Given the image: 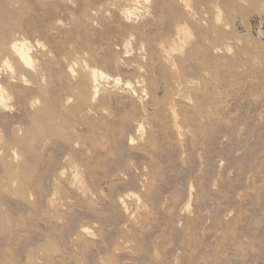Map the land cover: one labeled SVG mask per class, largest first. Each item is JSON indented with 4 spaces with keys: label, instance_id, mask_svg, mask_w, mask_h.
<instances>
[{
    "label": "rangeland",
    "instance_id": "obj_1",
    "mask_svg": "<svg viewBox=\"0 0 264 264\" xmlns=\"http://www.w3.org/2000/svg\"><path fill=\"white\" fill-rule=\"evenodd\" d=\"M16 1L33 67L28 88L1 73L0 139L32 127V97L71 123L0 163V264H264V0Z\"/></svg>",
    "mask_w": 264,
    "mask_h": 264
},
{
    "label": "bare ground",
    "instance_id": "obj_2",
    "mask_svg": "<svg viewBox=\"0 0 264 264\" xmlns=\"http://www.w3.org/2000/svg\"><path fill=\"white\" fill-rule=\"evenodd\" d=\"M12 1V0H11ZM11 1L10 0H0V108H4L5 107V102L7 101V97H8V95H7V97H6V95H5V83H4V79L1 77L2 75H1V73H3V70H5V69H9L10 68V63L8 62V59H10L11 61L10 62H12L13 60H15V62H17L16 64H14V65H16V67H17V71H16V73H18L20 76H21V80L23 81L21 84H22V86H24V87H27L28 88V83L27 82H30V81H27V80H25V79H23L24 77H25V75H26V73H28V71H30L31 70V66H32V60H31V57H30V55L31 54H29L30 53V51H29V49H33V47L31 46V48H29L28 49V47H30V46H26L25 44H24V42H25V40H24V42H23V40L22 41H18L19 39L17 38L18 36H19V34H20V29L17 27V26H15L14 25V23L15 22H13V16H15V13L13 14V11L14 10H11L12 9V7H11ZM15 2H17L16 0H14ZM116 1V0H115ZM118 1V0H117ZM127 1V0H126ZM130 1H134V0H130ZM138 1V0H137ZM137 1H134V2H137ZM141 1V0H140ZM147 1V0H146ZM146 1H145V3H146ZM179 1V0H178ZM148 2V1H147ZM20 3V2H19ZM18 3V4H19ZM114 3V2H113ZM116 3V2H115ZM130 3H132V2H130ZM181 3V2H180ZM182 4V3H181ZM188 4V3H187ZM13 5V4H12ZM14 5H16V4H14ZM109 5H111V4H109ZM128 5V4H127ZM135 5V4H134ZM184 6H185V4H183ZM217 5V4H216ZM119 6V5H118ZM144 6V5H143ZM190 6V5H189ZM14 7V6H13ZM107 7V6H106ZM127 7V6H126ZM113 8H115V7H113ZM128 8V7H127ZM126 8V9H127ZM186 8V7H185ZM69 9V8H68ZM129 9V8H128ZM203 9V8H202ZM219 9V8H218ZM137 10V9H136ZM172 10V9H171ZM175 9H173V11H174ZM186 10V9H185ZM127 11V10H126ZM187 11V10H186ZM190 11V10H189ZM216 11V10H215ZM219 11V10H218ZM123 12V11H122ZM132 12V11H131ZM125 13V12H124ZM135 13V12H134ZM137 13V12H136ZM161 13V12H160ZM163 13V12H162ZM189 13V12H188ZM187 13V14H188ZM126 14V13H125ZM191 14V13H190ZM193 14H195V13H193ZM218 14V13H217ZM162 15V14H161ZM220 15V14H219ZM109 16V15H108ZM131 16V15H130ZM190 16V15H189ZM191 16H192V14H191ZM217 16V15H216ZM216 16H215V18H216ZM205 17V16H204ZM196 18V17H195ZM211 18V17H210ZM186 20V19H185ZM210 20V19H209ZM218 19H216V21H217ZM187 21V20H186ZM200 21V20H199ZM215 21V20H214ZM214 22V24L215 23H217V22ZM135 22V21H134ZM193 22H194V20H193ZM198 22V21H197ZM184 23V22H183ZM188 23V22H187ZM196 23V22H195ZM207 24H208V22H207ZM185 25V24H184ZM192 25V24H191ZM191 25H189L190 27H191ZM211 25V24H210ZM216 25V24H215ZM218 25V24H217ZM186 26V25H185ZM200 26V25H199ZM218 26H220V25H218ZM180 27V26H179ZM23 28V27H22ZM183 28V27H182ZM181 27H180V29H182ZM197 28V27H196ZM169 29V28H168ZM177 29V28H176ZM179 28L176 30L177 32H176V34H178L179 35V30H180ZM185 29H187V27L185 28ZM198 29V28H197ZM25 30V29H24ZM190 30V29H189ZM173 32V31H172ZM181 32H182V34L184 35V32H183V29H182V31H180V35H181ZM187 32H188V30L187 31H185V34H187ZM191 32V31H190ZM169 33V32H168ZM189 33V32H188ZM194 33V32H193ZM8 34H10L11 35V37H9L8 36ZM220 34V33H219ZM222 34V33H221ZM174 35V34H173ZM190 35V34H189ZM223 35V34H222ZM175 36V35H174ZM193 36V35H192ZM202 36V35H201ZM203 36H206V35H203ZM178 37V36H177ZM186 37V36H185ZM185 37H183L182 39H184ZM196 37V36H195ZM21 38V37H20ZM181 38V37H180ZM200 38V37H199ZM207 38H208V36H207ZM133 39V38H132ZM175 39V38H174ZM174 39H172L171 40V42L174 40ZM178 39V38H177ZM197 39V38H196ZM195 39V40H196ZM206 39V38H205ZM21 40V39H20ZM178 41V40H177ZM199 41V40H198ZM198 41H196V42H198ZM208 41H209V38H208ZM176 42V41H175ZM174 42V43H175ZM179 42V41H178ZM182 42H184V40L182 41ZM200 42V41H199ZM205 42V41H204ZM206 42H207V40H206ZM205 42V43H206ZM210 42L212 43V41H211V39H210ZM130 43V42H129ZM134 43V42H133ZM186 43H188L187 41H186ZM202 43V42H201ZM209 43V42H208ZM213 43H214V40H213ZM168 44V43H167ZM182 44V43H181ZM171 45H174L173 43L171 44ZM176 45H178V48L180 47L179 46V43L178 44H176ZM186 45V44H185ZM160 46V45H159ZM182 46H183V44H182ZM209 46V45H208ZM211 46V45H210ZM41 47V46H40ZM163 47V46H162ZM161 47V48H162ZM173 47H175V46H173ZM177 47V46H176ZM38 48V47H37ZM211 48H213V47H211ZM126 49H128V48H126ZM143 49V48H142ZM171 49V48H170ZM196 49V48H195ZM214 49V48H213ZM35 50V49H34ZM42 50H44V49H42ZM163 50V49H162ZM161 50V51H162ZM199 50V49H198ZM215 50H217V49H215ZM132 51V50H131ZM218 51V50H217ZM163 52V51H162ZM165 52V51H164ZM169 52V51H168ZM167 52V53H168ZM178 52V51H177ZM155 53V52H154ZM166 52H165V54L166 55H172V54H174L173 52H171L172 54H167ZM220 53V52H219ZM133 54V53H132ZM131 54V55H132ZM159 54V53H158ZM165 54L163 53V55L165 56ZM176 54V53H175ZM191 54V53H190ZM210 53H208V55H209ZM87 55V54H86ZM86 55H85V58H86ZM129 55V54H128ZM163 55H162V57H163ZM89 56V55H88ZM126 56V55H125ZM154 56V55H153ZM78 57V56H77ZM132 57V56H131ZM141 57V56H140ZM166 57V56H165ZM178 56H176L175 58H177ZM205 57V56H204ZM82 58V57H81ZM166 58H169V57H166ZM171 58V57H170ZM209 58H212V57H209ZM13 59V60H12ZM85 60H88L87 58L85 59ZM155 60V59H154ZM162 61H163V59H161ZM202 60V59H201ZM205 60H208L207 58L205 59ZM164 61L166 62V60L164 59ZM64 62V61H63ZM160 62V61H159ZM164 62V63H165ZM176 62V61H175ZM164 63H162V64H164ZM159 64V63H158ZM161 64V65H162ZM167 64V63H166ZM201 64V63H200ZM12 65V64H11ZM68 65V64H67ZM165 65V64H164ZM155 66V65H154ZM163 66V65H162ZM167 66V65H166ZM33 67V66H32ZM160 67V66H159ZM76 68V67H75ZM153 68V67H152ZM165 68H167V67H165ZM138 69V68H137ZM140 69V68H139ZM154 69L156 70V68L154 67ZM163 69V68H162ZM12 70V69H11ZM11 70H9L8 72L11 74L12 72H11ZM69 70V75L70 74H72V75H74L75 76V73L73 74V73H71V69L69 68L68 69ZM71 70V71H70ZM95 70V69H94ZM152 70V69H151ZM172 70V69H171ZM190 70V69H189ZM32 71V70H31ZM30 71V72H31ZM87 71V70H86ZM153 71V70H152ZM202 71V70H201ZM73 72V71H72ZM91 72V71H90ZM89 72V73H90ZM197 72V71H196ZM204 72V71H203ZM8 73V74H9ZM36 73V72H35ZM41 73V72H40ZM88 73V74H89ZM91 73H93L92 74V77H93V80L92 81H94V78H95V73L97 74V71L95 72V71H93V72H91ZM155 73V72H154ZM189 73V72H188ZM198 73V72H197ZM7 74V75H8ZM29 74V73H28ZM27 74V75H28ZM34 74V73H33ZM39 74V73H38ZM101 75V73H98V75ZM14 75V74H13ZM12 75V76H13ZM35 75V74H34ZM98 75H96V76H98ZM199 75V74H198ZM19 76V77H20ZM30 76V75H29ZM29 76H27V77H29ZM68 76V75H67ZM102 76V75H101ZM100 76V77H101ZM4 77V76H3ZM8 77V76H7ZM34 77V76H33ZM32 77V78H33ZM37 77V76H36ZM69 77V76H68ZM71 77V76H70ZM76 77V76H75ZM79 77V76H78ZM99 77V78H100ZM103 77V76H102ZM101 77V78H102ZM10 78V77H9ZM12 78V77H11ZM17 78H18V76H17ZM17 78H16V80H17ZM26 78V77H25ZM35 78V77H34ZM72 78H74V77H72ZM100 78V79H101ZM200 78V77H199ZM7 79V78H6ZM13 79H15V78H13ZM31 79V78H30ZM82 79V78H81ZM90 79V78H89ZM168 79V78H167ZM182 79H183V77H182ZM20 80V78H19V81H21ZM32 81H34L33 79H31ZM38 80V79H37ZM69 80V79H68ZM67 80V81H68ZM201 80V79H200ZM40 81V80H39ZM73 81L75 82V80L73 79ZM136 81V80H135ZM12 82H14L13 80H12ZM37 82V81H36ZM80 82H82V81H80ZM83 82H85V80L83 81ZM96 82V81H95ZM94 82V83H95ZM116 82V81H115ZM170 82V81H169ZM191 82V81H190ZM119 83V82H118ZM193 83V82H192ZM30 84H32V83H30ZM39 84V83H38ZM69 84V83H68ZM75 84V83H74ZM195 84V83H194ZM193 84V85H194ZM20 85V84H19ZM32 85H37V83H34V84H32ZM84 85V83H82L81 85H79V88H80V95H79V98L77 97V99L78 100H75V101H78L77 103H75V104H77V105H73V103H72V101H70V97H67V98H64V99H62V101L63 102H65V103H67L68 104V102L70 101L71 103H72V106L70 107V111L72 112H74L75 110H78L79 109V106L81 105V104H84L86 101H87V93L85 94V87L83 86ZM152 85V84H151ZM38 86V85H37ZM119 86V85H118ZM127 86V85H126ZM89 87H90V85H89ZM93 87V86H92ZM128 87V86H127ZM7 88V87H6ZM34 88V87H33ZM37 88V87H36ZM57 88V87H56ZM129 88V87H128ZM16 89L17 90H20V89H26V88H22V87H19V86H16ZM76 89V88H75ZM26 90H28V89H26ZM37 90L39 91V86H38V88H37ZM97 89H96V87L94 86V90L92 91L93 92V94H92V97H96V91ZM7 91V90H6ZM9 91V90H8ZM57 91V90H56ZM75 91H79L78 90V88H77V90H75ZM75 91H73L74 93H75ZM9 93V92H8ZM40 93V92H39ZM133 93V92H132ZM26 94V93H25ZM37 94V93H36ZM53 94H56V93H53ZM77 94V93H76ZM75 94V95H76ZM78 94H79V92H78ZM134 94V93H133ZM5 95V96H4ZM10 95V94H9ZM43 96V95H42ZM68 96V95H67ZM88 96H89V94H88ZM11 98V97H10ZM48 98V97H47ZM55 98V97H54ZM27 99V96H22V95H19V99H18V102H19V108L21 109V112H23V109H24V107H25V105L27 104V102L25 101ZM74 99L75 98H73V102H74ZM40 98L38 99L37 97H32L31 99H29V105L32 107V108H35V111H33L34 113H33V116H32V120H31V122H32V127L31 128H26V127H24L23 129H20L19 131H21L22 133H21V135H19V131L17 132L16 130H14V131H12L11 132V138L10 139H8V140H2V139H0V152L2 151L3 152V150L2 149H4V147H3V145L4 146H7L8 147V142L7 141H9V140H13V143L12 144H10V145H12L13 147H11L10 149L12 150V153L10 152L9 153V156L11 155V161L10 162H7V155H8V152H3V156L1 157V161H0V163H1V167H3V168H5V167H9L10 166V169H11V165L12 164H16L15 166H18V168L20 167V165H22L23 163H24V160L23 159H25V158H28L29 157V150L27 149V150H25V144L26 145H28V146H30V144H28V143H30L28 140L29 139H31V140H33V138H34V140L36 139V138H38V133H39V126L40 125H38V124H42V126L45 124V125H51V123H55V121L57 120V122H59V123H56L57 125L58 124H60V125H62L61 123L63 122V121H65L68 117H67V112L68 111H61V112H54V109L53 110H51L49 107H47L49 104H47V106L46 107H44V108H39L38 106H39V104H40ZM42 101V100H41ZM45 101V100H44ZM93 101V100H92ZM61 102V101H60ZM94 102V101H93ZM41 103H43V102H41ZM51 103V102H50ZM87 103H89V102H87ZM44 104H46V103H44ZM66 104V105H67ZM66 105H63V106H66ZM70 105V104H69ZM89 105H91V104H89ZM50 106V105H49ZM7 107V106H6ZM5 107V108H6ZM62 107V106H61ZM60 107V108H61ZM95 108V107H94ZM94 108H93V110H94ZM172 108V107H171ZM96 109V108H95ZM97 109H99V108H97ZM62 110V109H61ZM80 110V109H79ZM78 110V111H79ZM169 110H170V108H169ZM172 111H173V108L171 109ZM77 111V112H78ZM84 111V110H83ZM94 111H96V110H94ZM99 111H100V109H99ZM90 112V111H89ZM74 113H76V111L74 112ZM81 113V112H80ZM79 113V114H80ZM84 113H86L85 111H84ZM91 113V112H90ZM172 113V112H171ZM98 114V113H97ZM71 116H72V114H70ZM69 115V116H70ZM173 115H174V112H173ZM67 117V118H66ZM175 117V116H174ZM66 118V119H65ZM71 118V117H70ZM69 118V119H70ZM173 118V117H172ZM73 119V118H72ZM195 119V118H194ZM67 122L68 121H70V123H71V120H66ZM75 121V120H74ZM195 121H196V119H195ZM61 122V123H60ZM66 122V123H67ZM198 122V121H197ZM174 123V122H173ZM56 124L54 125V124H52L51 126H56ZM177 124V123H176ZM198 124V123H197ZM70 125V124H69ZM175 125V124H174ZM173 125V127H174V129L176 128L177 129V126H174ZM65 126H67V124H65ZM65 126H63L64 128H65ZM45 128H46V126H44ZM57 127H59V126H57ZM56 127V128H57ZM69 127V126H68ZM135 127V126H134ZM140 127V126H139ZM138 127V128H139ZM142 127V126H141ZM140 127V128H141ZM44 128V129H45ZM61 128V127H60ZM59 128V129H60ZM70 128V127H69ZM182 128V127H181ZM44 129H42V130H44ZM175 129V130H176ZM222 129V128H221ZM49 130V129H48ZM58 130V129H57ZM64 130V129H63ZM66 130V129H65ZM136 130V129H135ZM141 130H143L142 128H141ZM179 130V129H178ZM45 132H46V130H44ZM43 131V132H44ZM50 131V130H49ZM62 131V130H61ZM60 130H59V132H61ZM17 132V133H16ZM40 132H41V129H40ZM48 132V131H47ZM51 132V131H50ZM42 133V132H41ZM138 133V131L136 132V134ZM231 133V132H230ZM29 135V136H25V135ZM44 133H42V135H43ZM46 134V133H45ZM47 134H49V132L47 133ZM60 134V133H59ZM178 134H179V132H178ZM218 134V133H217ZM41 135V134H40ZM41 135V136H42ZM40 136V137H41ZM59 136H61V135H59ZM39 137V138H40ZM45 138H46V136H45ZM66 138V137H65ZM68 138V137H67ZM41 139V138H40ZM47 139H48V137H47ZM64 139V138H63ZM71 139V138H70ZM130 139V138H129ZM33 140V141H34ZM224 140V139H223ZM222 140V141H223ZM234 140V139H233ZM39 141V140H38ZM43 141V140H42ZM45 141H48V140H46L45 139ZM45 141H43V142H45ZM7 142V143H6ZM2 143H3V145H2ZM11 143V142H10ZM32 143V142H31ZM45 143H47V142H45ZM74 143V142H73ZM33 144V143H32ZM37 144V143H36ZM130 144H131V142H130ZM32 146V145H31ZM31 146H30V148H31ZM6 147V148H7ZM27 148V147H26ZM29 148V149H30ZM10 149H9V151H10ZM34 149V148H33ZM6 151H8V150H6ZM34 151V150H33ZM172 151V150H171ZM26 152V153H25ZM31 152H32V149H31ZM242 153V152H241ZM7 154V155H6ZM212 156V155H211ZM225 158V157H224ZM22 160H23V162H22ZM33 160H35L34 158H33ZM26 161V160H25ZM29 162V161H28ZM32 162V161H31ZM202 162H203V160H202ZM258 162V161H257ZM26 163V162H25ZM183 163V162H182ZM219 163V162H218ZM217 163V164H218ZM224 165V164H223ZM220 167V166H219ZM218 167V168H219ZM27 168H28V166H27ZM146 168V167H145ZM193 168V167H192ZM6 170L8 169V168H5ZM13 169V168H12ZM11 169V170H12ZM20 169H21V167H20ZM4 170V169H3ZM22 170V169H21ZM20 170V171H21ZM28 170V169H27ZM10 171V170H9ZM8 171V172H9ZM202 171V170H201ZM28 173H29V171H27ZM4 175H7V173H6V171H4ZM10 173V172H9ZM15 173V172H14ZM22 173V172H21ZM20 173V174H21ZM24 173V172H23ZM202 173V172H201ZM12 173H10V175H11ZM12 175H14V174H12ZM29 175V174H28ZM30 175H31V173H30ZM23 176V175H22ZM6 177V176H5ZM8 177H9V175H8ZM7 177V178H8ZM15 177V176H14ZM24 177V176H23ZM25 177H26V175H25ZM202 177V176H201ZM11 178H12V176H11ZM16 179H18V178H20V176H18V178H17V176L15 177ZM14 178V179H15ZM125 178V177H124ZM144 178V177H143ZM15 179V180H16ZM26 179V178H25ZM27 179H29V178H27ZM10 181H11V179H9ZM15 180H13V178H12V181H15ZM19 180V179H18ZM4 182H5V180H3ZM23 181V180H22ZM30 181V180H29ZM6 182H8V181H6ZM32 182H33V180H32ZM35 182V181H34ZM215 182H216V180H215ZM2 182H1V180H0V184H1ZM14 183H16V182H14ZM21 183V182H20ZM24 183V182H23ZM3 185H4V183H2ZM8 184V183H7ZM191 184H192V182H191ZM21 185H22V183H21ZM26 185V184H25ZM25 185H23V187H25ZM33 185V184H32ZM0 186H2V185H0ZM10 185H8V187H9ZM13 186V185H12ZM16 186H17V184H16ZM27 186V185H26ZM31 186V185H30ZM21 187V186H20ZM22 187V188H23ZM4 188V187H3ZM29 188H32V187H29ZM5 189V188H4ZM11 189V188H10ZM10 189H8L9 191H10ZM13 189H14V187H13ZM25 190V189H24ZM23 190V191H24ZM28 190V189H27ZM30 190V189H29ZM34 190V189H33ZM0 191H1V189H0ZM3 191V190H2ZM12 191V190H11ZM31 191V190H30ZM16 193H18L17 191H15ZM14 192V193H15ZM26 192V191H25ZM3 193H4V191H3ZM12 193V192H11ZM33 193V192H32ZM26 194H28V193H26ZM31 194V193H30ZM191 194V193H190ZM16 195V194H15ZM18 195H20V194H18ZM22 195V194H21ZM25 195V194H24ZM29 196L30 195H26L25 197H28L29 198ZM32 196V195H31ZM133 196V195H132ZM35 197V196H34ZM135 197V196H134ZM19 198H22V196L20 197L19 196ZM24 198V197H23ZM31 198V197H30ZM32 198H33V196H32ZM125 199H126V197H125ZM134 199V198H133ZM22 200H24V199H22ZM121 200V199H120ZM119 200V201H120ZM135 200V199H134ZM138 200V199H137ZM142 200V199H141ZM124 201H126V200H124ZM29 202V201H28ZM31 202V201H30ZM32 203V202H31ZM35 203V202H34ZM123 203V202H122ZM28 204V203H27ZM141 204H143L142 202H141ZM51 206V205H50ZM122 206H124V204H122ZM137 206H138V204H137ZM187 206H189L188 204H187ZM188 209V208H187ZM191 209V208H190ZM129 212V211H128ZM193 212V211H192ZM3 213V212H2ZM30 214V213H29ZM190 214V213H189ZM188 213H187V215H189ZM6 216V215H5ZM1 217H2V215H1ZM207 217V216H206ZM8 218V217H7ZM6 218V219H7ZM130 218H131V216H130ZM228 218V217H227ZM5 219V220H6ZM4 220V221H5ZM25 220V219H24ZM29 220V219H28ZM6 221H8V220H6ZM0 222H2V221H0ZM6 223V222H5ZM8 224V223H7ZM2 226H3V224H2ZM7 227V226H6ZM127 227V226H126ZM123 229H125V228H123ZM88 231V230H87ZM163 231H165V230H163ZM82 232H86V230L84 229V231H82ZM85 234V233H84ZM87 234V233H86ZM92 236V235H91ZM89 237V236H88ZM125 240V239H124ZM119 242V241H118ZM120 244V243H119ZM130 245V244H129ZM121 248V247H120ZM128 248V247H127ZM122 250H124V249H122ZM39 251V250H38ZM35 252V251H34ZM4 256H6V255H4ZM46 256V255H45ZM49 256V255H48ZM53 257V256H52ZM37 258V257H36ZM12 259V258H11ZM43 260H45V259H43ZM116 260V259H115ZM176 260V259H175ZM49 261H50V259H49ZM105 261V260H104ZM38 262V261H37ZM46 262H47V260H46ZM50 263V262H49ZM48 263V264H49Z\"/></svg>",
    "mask_w": 264,
    "mask_h": 264
}]
</instances>
